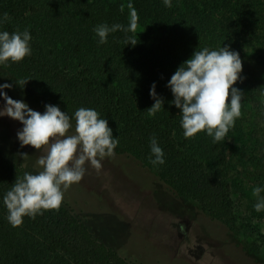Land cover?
Returning a JSON list of instances; mask_svg holds the SVG:
<instances>
[{"label":"trees","instance_id":"obj_1","mask_svg":"<svg viewBox=\"0 0 264 264\" xmlns=\"http://www.w3.org/2000/svg\"><path fill=\"white\" fill-rule=\"evenodd\" d=\"M129 3L138 27L148 25L150 32L116 31L100 44L94 28L127 27ZM4 13L11 19L0 31L28 29L32 54L0 69L17 81L28 80L23 87L29 94L72 117L81 107L96 110L108 120L119 150L154 169L176 195L197 201L236 230L224 141L214 143L206 132L186 139L167 84L194 51L230 46L243 62L242 80L234 85L244 93L243 118L264 109V0H172L171 8L163 0H0V18ZM128 36L138 43L127 45ZM154 83L164 104L150 117ZM153 136L164 152L162 165L149 162ZM25 172L31 173L0 150V264H138L97 236L65 200L59 211L26 216L22 230L12 228L3 197Z\"/></svg>","mask_w":264,"mask_h":264},{"label":"rangeland","instance_id":"obj_2","mask_svg":"<svg viewBox=\"0 0 264 264\" xmlns=\"http://www.w3.org/2000/svg\"><path fill=\"white\" fill-rule=\"evenodd\" d=\"M148 32V25L137 28L138 35ZM5 83L13 87L3 91L33 110L43 113L52 104L33 97L0 69V85ZM5 103L0 96V109ZM250 111L236 119L223 140L236 230L207 214L197 201L176 195L154 169L118 147L113 157L101 161L99 174L86 164L83 179L65 192L64 200L97 236L138 264H264V211H255L252 195L254 187L264 188V109ZM72 123L74 131V117ZM22 128L21 122L0 117V150L36 174L41 170L37 160L45 153L21 147L17 133Z\"/></svg>","mask_w":264,"mask_h":264},{"label":"clouds","instance_id":"obj_3","mask_svg":"<svg viewBox=\"0 0 264 264\" xmlns=\"http://www.w3.org/2000/svg\"><path fill=\"white\" fill-rule=\"evenodd\" d=\"M166 7H172V0H163ZM129 24L107 23L97 25L94 32L100 44H106L109 33L122 31L136 33L138 28L137 11L131 3L127 5ZM120 11H124L121 5ZM7 13L0 18V24L10 21ZM28 29L9 33L0 31V65L10 67L32 54ZM125 43L135 46L138 42L128 36ZM11 62V63H10ZM243 62L239 52L223 46L219 50L205 47L194 51L193 55L181 64L171 76L167 86L171 89L174 104L182 115L181 126L186 139L195 138L200 132L213 138V142L225 139L236 119L242 115V90L234 85L242 80ZM23 87L28 80H18ZM12 84L0 85V96L6 101L0 109V117L8 116L22 123V130L17 136L21 147L32 146L37 151H44L37 160L41 169L36 174L25 172L16 177L10 190L3 197L7 209V220L12 227L22 226L24 217L35 219L45 211H59L64 194L73 184L79 183L89 165L99 174L106 157H113L119 144L114 139L113 130L107 119L91 108L81 107L70 117L58 106L47 104L43 113L33 110L23 100H15L3 89L12 88ZM155 103L147 109L150 117L161 110L164 100L156 93L155 83L150 91ZM72 131V134H69ZM151 155L149 162L156 166L165 163L163 149L155 136L150 138ZM23 158L27 153H21ZM264 188L256 186L252 195L256 198L254 209L264 211ZM180 230H184L181 225Z\"/></svg>","mask_w":264,"mask_h":264}]
</instances>
